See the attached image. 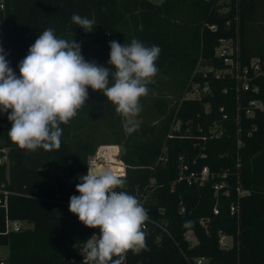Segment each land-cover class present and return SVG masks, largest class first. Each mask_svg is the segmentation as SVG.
Here are the masks:
<instances>
[{
  "label": "trees",
  "instance_id": "1",
  "mask_svg": "<svg viewBox=\"0 0 264 264\" xmlns=\"http://www.w3.org/2000/svg\"><path fill=\"white\" fill-rule=\"evenodd\" d=\"M74 13L94 18V30L86 33L72 24ZM0 16L6 59L17 76L19 61L46 27L57 38L81 43L87 61L109 68L114 67L107 64L112 40L128 45L135 38L161 49L155 61L158 73L140 98L142 121L132 134L124 130L115 105L90 87L77 116L60 125L58 150L19 148L8 137L7 113H0V148H7L9 161L0 168V180L11 191L9 214L31 223L0 233V244L8 246V264H83L75 245L90 238L95 228L81 223L67 201L79 195L76 184L87 173L90 155L101 144L121 143L126 147L122 158L130 165L122 191L139 201L140 191L155 177L144 205L168 229L152 226L146 232L148 250L139 255L128 251L124 264H197L195 258L201 256L206 258L203 264H264V108L253 115L246 112L251 100L264 102V79H254L259 91H241L238 97L234 77H216L207 69L225 66L215 53L220 37L237 39L243 63L264 60V0H6ZM193 83L207 84L208 92L202 99H182ZM175 117L182 121L175 132L184 136L168 137ZM102 119L115 133L109 140L94 136L104 130L96 122ZM213 128L223 133L212 136ZM165 143L168 161L156 164ZM181 154L199 157L201 165L207 163L214 171L228 170L231 194L217 198L210 182L198 186L176 181ZM237 176L249 190L240 198ZM231 202L238 203L239 213L231 214ZM186 221H191L187 227ZM4 228L5 210L0 207V231ZM188 229L198 236L193 245L185 238ZM220 231L233 235L232 246L220 245Z\"/></svg>",
  "mask_w": 264,
  "mask_h": 264
},
{
  "label": "clouds",
  "instance_id": "2",
  "mask_svg": "<svg viewBox=\"0 0 264 264\" xmlns=\"http://www.w3.org/2000/svg\"><path fill=\"white\" fill-rule=\"evenodd\" d=\"M71 22L86 33L92 32L96 23L94 18L75 13ZM109 46L107 64L112 68L87 61L81 43L57 38L55 30L46 27L19 61V76L0 46V113H7L11 122L10 140L29 151L58 150L60 125L77 116L88 101L89 87L101 91L115 105L128 134L137 131L140 98L148 94L147 85L158 73L155 61L161 49L135 38L128 45L112 40ZM79 180V195L70 197L69 211L86 227L99 228V234L78 244L83 264H124L128 251L134 255L147 251L143 229L149 212L136 197L116 190L124 185L122 174L111 166L88 164L87 173ZM190 224L186 221L184 226Z\"/></svg>",
  "mask_w": 264,
  "mask_h": 264
},
{
  "label": "built area",
  "instance_id": "3",
  "mask_svg": "<svg viewBox=\"0 0 264 264\" xmlns=\"http://www.w3.org/2000/svg\"><path fill=\"white\" fill-rule=\"evenodd\" d=\"M6 7V0H0V11L4 10ZM5 26L3 18L0 16V46L4 48L5 45ZM5 50V48H4ZM215 53L218 57L223 60L224 67H214L208 66L207 69L212 71L216 77H222L226 75H230L236 80V91L238 92V97L241 91L253 90L259 91V85L255 84L254 79L259 76H262L264 79V60L259 58H252L249 63H243L241 59V51L240 46L237 39L233 37H220L217 45L215 46ZM199 64V63H198ZM207 71L204 72L206 74ZM209 86L206 84L201 86L199 83H193L192 88L184 95L182 99L191 98V99H202L203 94L208 92ZM227 90V89H225ZM256 108L263 109L264 102L261 99H253L250 101V106L246 108V112L248 114L253 115L255 113ZM225 116H227L225 114ZM181 119L174 118L171 124L170 131L168 133V137H173L175 135L184 136V134H177L175 131L180 130L181 128ZM189 130V128H187ZM212 136H219L223 133L222 129L213 128L210 129ZM205 137V136H203ZM239 146L243 144L242 139H238ZM120 144H101L96 152L90 155L88 164L98 165V166H110V162L117 161V169L114 170L117 173L122 174L123 178L127 175L128 167L130 166L123 158L120 152ZM110 146L116 147L117 149L114 151V156L117 160L110 161L109 157H107V150H109ZM109 148V149H108ZM101 149L103 152H101ZM168 147L165 143L163 145L162 151L157 157L156 164H165L168 161ZM206 156V154H203ZM8 161V153L7 148H0V168L3 164H7ZM113 168V167H112ZM88 170V169H87ZM237 184L236 190L238 194V198L240 196L248 194L249 190L244 188L239 182V176L236 177ZM176 181H183L188 185H198L204 186L208 182L214 188V194L217 198L220 195L229 196L231 194V180L229 178L228 170H218L214 171L211 169L210 165L207 163L200 164L199 157H187L184 154H181L178 158V177ZM155 177H151L149 182L145 185V187L140 191L141 199L139 203L146 209L148 212L151 210L148 206L144 205L145 199L149 196L150 191L152 190L153 185L155 184ZM124 186V185H123ZM117 191H122V188H117ZM138 190V188H137ZM11 191L5 187V182L0 180V207L5 210V228L0 233H8L11 231H19L26 227H30L31 223L24 219H15L12 218L9 214V194ZM219 200V199H217ZM70 200L67 201L69 204ZM185 207L182 206V210ZM213 211L215 214L219 213L220 207L218 203L214 205ZM230 212L231 214L239 213V205L237 202L230 203ZM202 223H205V219L201 220ZM82 223V222H81ZM152 226H158L163 230L168 231L166 226L164 225L162 220H158L152 215L149 214V220L145 222L144 231L148 232ZM99 234V228H95L93 234ZM91 235V236H92ZM185 238L190 242L191 245L198 242V236L193 229H188L185 232ZM86 242L82 241L75 245V249L79 254H81V249L78 244H82ZM219 243L222 247H230L234 243L233 235H229L223 231H220ZM6 246L4 244H0V247ZM7 253L0 254V264H8L7 262ZM82 255V254H81ZM205 257L201 256L195 258L197 264H203L205 262Z\"/></svg>",
  "mask_w": 264,
  "mask_h": 264
},
{
  "label": "rangeland",
  "instance_id": "4",
  "mask_svg": "<svg viewBox=\"0 0 264 264\" xmlns=\"http://www.w3.org/2000/svg\"><path fill=\"white\" fill-rule=\"evenodd\" d=\"M114 118V117H113ZM114 122L117 121V119H113ZM112 120V122H113ZM107 119H102V120H96V122H100L98 123L100 126V128L104 129L103 131L101 130H97V131H94V136L96 138H99V139H102V140H109V137H114L115 133L113 132V128L111 127V125H109L107 122ZM142 121V117L140 116H137L136 117V122L139 123ZM122 124L124 123V120L122 119ZM117 123L119 124V122L117 121ZM97 127V126H96ZM116 127V126H115ZM118 128V127H116ZM108 132H107V131ZM2 136V132L0 130V137ZM110 148V149H109ZM107 150V157H109L110 161H113V160H117L116 157L114 156V151L117 149L116 147H113V146H110ZM101 152H103V150L101 149ZM114 164H117V161L116 162H111V165H114ZM113 167V166H112ZM114 168V167H113ZM58 172H61V170H59ZM8 251V246H3V247H0V254H4V253H7Z\"/></svg>",
  "mask_w": 264,
  "mask_h": 264
},
{
  "label": "water",
  "instance_id": "5",
  "mask_svg": "<svg viewBox=\"0 0 264 264\" xmlns=\"http://www.w3.org/2000/svg\"><path fill=\"white\" fill-rule=\"evenodd\" d=\"M119 147H120V152H121V154H123V153L125 152V150H126L125 145H124L123 143H121V144L119 145Z\"/></svg>",
  "mask_w": 264,
  "mask_h": 264
},
{
  "label": "bare ground",
  "instance_id": "6",
  "mask_svg": "<svg viewBox=\"0 0 264 264\" xmlns=\"http://www.w3.org/2000/svg\"><path fill=\"white\" fill-rule=\"evenodd\" d=\"M110 166L112 167H114V168H112L113 170H116L117 169V166H118V164H114V165H111V162H110Z\"/></svg>",
  "mask_w": 264,
  "mask_h": 264
}]
</instances>
